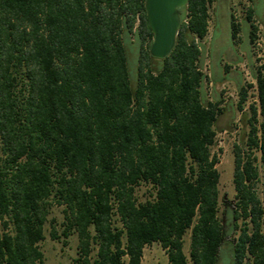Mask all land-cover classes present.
I'll return each mask as SVG.
<instances>
[{
    "label": "trees",
    "instance_id": "trees-1",
    "mask_svg": "<svg viewBox=\"0 0 264 264\" xmlns=\"http://www.w3.org/2000/svg\"><path fill=\"white\" fill-rule=\"evenodd\" d=\"M143 2L0 0V264H43L38 244L53 205L63 219L48 236L64 246L75 235L71 264H141L152 243L167 264H217L220 255L264 264V56L251 70L253 102L243 110L237 83L228 110L204 91L217 81L202 72L199 47L212 0L179 9L161 60L148 54ZM261 9L264 26V0ZM255 32L249 24V44ZM234 112L247 130L232 148L234 208L224 223L211 148L229 129L218 119ZM141 184L151 190L144 202L134 195Z\"/></svg>",
    "mask_w": 264,
    "mask_h": 264
},
{
    "label": "rangeland",
    "instance_id": "rangeland-1",
    "mask_svg": "<svg viewBox=\"0 0 264 264\" xmlns=\"http://www.w3.org/2000/svg\"><path fill=\"white\" fill-rule=\"evenodd\" d=\"M262 0H212L208 9V27L205 38L199 43L202 51V72L209 79L215 78L217 81L205 83L204 91L207 98L218 94L223 101L222 106H230L228 110H236V84L243 86L247 90V100L243 105V110H247L249 103L253 102L255 95V82L251 75V70L258 66V60L264 56V26L262 24ZM252 11V17L246 20V9ZM230 15L236 24L237 32L234 38L230 37ZM249 24L256 27L255 40L252 44L248 42ZM228 67L224 72L223 67ZM249 86V87H247ZM229 125V129L217 132L215 143L211 148V153L217 158L215 166L218 172V207L217 217L224 219L227 223V216L233 210L234 191L232 185V167L234 144H241L244 140L246 128L240 120L238 112H234L232 119L229 116H221L218 119L217 127ZM258 157V153H255ZM259 179L255 185V192L260 196L262 190V175L259 169ZM148 186L141 184L135 188L134 195L138 202L150 199ZM63 219L62 207L53 205L49 209L47 221L43 227V240L38 244L43 257V264H71L75 256L76 237L71 234L66 245H62L61 240H50L48 236L49 224H52L59 234ZM239 224V221L237 222ZM234 236L232 233L226 237L229 242ZM189 232L182 238V251L188 258ZM226 257L220 255L217 264H225ZM141 264H167L166 256L158 244L152 243L144 247ZM187 264H191L189 261ZM249 264V263H247Z\"/></svg>",
    "mask_w": 264,
    "mask_h": 264
},
{
    "label": "water",
    "instance_id": "water-1",
    "mask_svg": "<svg viewBox=\"0 0 264 264\" xmlns=\"http://www.w3.org/2000/svg\"><path fill=\"white\" fill-rule=\"evenodd\" d=\"M186 2L187 0H144L143 9L152 35L148 49L150 57L161 60L170 53L179 25V9Z\"/></svg>",
    "mask_w": 264,
    "mask_h": 264
}]
</instances>
